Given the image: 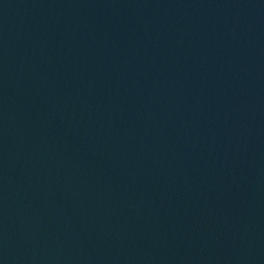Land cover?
Instances as JSON below:
<instances>
[{"label": "water", "instance_id": "1", "mask_svg": "<svg viewBox=\"0 0 264 264\" xmlns=\"http://www.w3.org/2000/svg\"><path fill=\"white\" fill-rule=\"evenodd\" d=\"M0 264H264V0H0Z\"/></svg>", "mask_w": 264, "mask_h": 264}]
</instances>
